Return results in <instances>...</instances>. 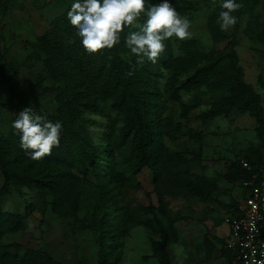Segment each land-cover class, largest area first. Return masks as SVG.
<instances>
[{
    "label": "trees",
    "instance_id": "1",
    "mask_svg": "<svg viewBox=\"0 0 264 264\" xmlns=\"http://www.w3.org/2000/svg\"><path fill=\"white\" fill-rule=\"evenodd\" d=\"M7 2L0 0V13H6ZM162 2L146 0V4L153 5ZM236 2L243 4L233 13L237 15L238 24L240 14L247 10L248 0ZM169 3L180 15L191 5L187 0H169ZM256 4L257 0H252L248 8L249 17ZM70 8L54 18L50 28L37 38L38 50L30 55L33 60L43 61L53 82L47 90L53 96L54 108L50 111L41 101L24 107H33L34 111L53 123L62 122L60 145L54 147L50 155L33 160L28 154L31 150L26 152L20 147V134L12 127L20 111L12 116L7 127L0 124V171L4 177L0 198L11 188L16 191H39L42 199H50L52 210L58 216L71 217L78 229L93 232L97 264H121L123 239L136 222L128 209L111 215L108 205L114 197L110 184L119 183L127 188L140 189L138 176L148 169L153 174L160 207H150L149 211L155 217L149 222L139 223L159 236L158 239L150 238L153 256L160 264H173L170 248L178 237L173 227L174 220L167 223L157 217L158 213L166 216L165 198L182 195L207 203L220 182L235 184L242 179H250L253 172L264 167V98L244 79L232 40L224 51L194 49L185 56L174 55L170 44L165 41V52L156 64L145 60L143 65H136L135 55L124 44V37L129 31L127 27L121 33L120 43L112 49L88 54L77 29L67 17ZM144 19L146 17H140L138 21L143 23ZM208 27L215 44L228 40L220 28L218 15L208 19ZM245 33L264 42V23L260 30L249 22ZM8 66L15 75L18 74L20 64L17 59L9 60ZM133 66L134 75L127 76ZM5 68L4 55L0 52V70ZM166 71L169 77L162 87ZM10 89L8 101L0 95V110L14 100L15 85H10ZM183 95H191L197 101L202 97L211 100L209 109L202 114L205 122L220 116L228 117L235 111L248 114L255 120L258 144L249 147L244 156L231 162L227 171L217 179H207L194 171L200 154L176 153L167 146V140H174L181 133L182 125L175 123L165 112L170 104L184 106ZM109 101L117 115L123 117L124 126L119 135L113 127L111 133L104 136L105 141L97 143L90 132L95 121L88 114H103ZM194 132L189 130L191 134ZM241 159L248 161L254 171L244 168ZM90 176L101 179V183L95 188L92 213L80 218V186ZM247 193L244 190L242 196ZM237 203V198L233 197L225 206L236 211ZM25 227L24 216L5 211L0 206V264H64L44 250L24 248L18 242L2 243L7 234ZM205 243L210 256L218 245L222 246L223 253L229 252L225 250L223 239L214 243L206 239Z\"/></svg>",
    "mask_w": 264,
    "mask_h": 264
},
{
    "label": "rangeland",
    "instance_id": "2",
    "mask_svg": "<svg viewBox=\"0 0 264 264\" xmlns=\"http://www.w3.org/2000/svg\"><path fill=\"white\" fill-rule=\"evenodd\" d=\"M7 11L0 13V52L4 55L5 69L0 70V95L8 101L11 97L10 85H15L14 100L0 110V124L7 127L12 116L28 104L41 101L50 111L54 108V99L47 88L53 85L48 77L46 67L41 60H33L30 55L37 51L36 40L50 28L51 22L74 0H7ZM190 7L181 14L182 18L190 20V38L181 41L176 37L168 40L171 50L178 49L185 56L190 50L224 51L230 40L234 42V50L238 66L244 79L252 84L264 98V42L258 37L245 33L251 25L262 29L264 23V0H257L252 12H249L252 0H248L246 11H243L237 25L223 31L228 40L215 44L212 40L208 19L216 14L219 17L223 0H187ZM237 17V15H234ZM194 42V44H192ZM9 50H8V49ZM7 51V52H6ZM17 59L20 69L17 75L9 68V60ZM169 77L165 72L161 81L163 87ZM184 106L170 104L165 115L182 125V131L174 140H167V146L172 152L183 154H200V160L194 165V171L207 179H217L227 171V166L244 156L249 147L259 142L255 132V120L248 114L239 111L230 116H220L210 121H203L202 114L210 107L211 100L202 97L199 101L191 95H183ZM95 124L90 132L97 143H103L104 136L110 134L113 127L116 135L124 126V119L111 107V102L105 104L103 114L89 113ZM189 130L196 131L195 134ZM197 134V135H196ZM199 134V135H198ZM138 179L140 189H131L119 183H111L110 189L114 200L109 202L111 215L129 210L135 224L129 234L123 239V256L121 264H160L153 256L150 238L159 236L151 233L145 224L155 217L150 207H160L159 197L153 183V174L145 169ZM101 179L90 176L84 181L80 190L82 207L78 214L80 218L90 215L95 206L94 192ZM4 177L0 171V188ZM242 189L237 183L220 182L212 199L203 203L198 198L188 196H167L166 216L157 214L160 220L173 222L177 232V240L170 248L173 264H228L227 260L217 250L211 256L206 251V238L226 237L227 205L233 197L238 198ZM3 210L19 213L25 217L26 227L18 232L7 234L2 243L18 242L24 248L41 249L64 264H97V248L93 232L80 230L71 217L58 216L50 205V199H42L39 191L11 188L9 193L0 198ZM215 241V240H214Z\"/></svg>",
    "mask_w": 264,
    "mask_h": 264
},
{
    "label": "clouds",
    "instance_id": "3",
    "mask_svg": "<svg viewBox=\"0 0 264 264\" xmlns=\"http://www.w3.org/2000/svg\"><path fill=\"white\" fill-rule=\"evenodd\" d=\"M218 23L221 30L227 31L237 23L233 15L243 7L236 0H223ZM67 17L77 29L84 50L88 54L101 53L112 49L121 41L125 27L129 29L124 44L136 57V65L145 60L156 64L165 52V41L173 37L184 41L190 38V20L182 18L169 0L162 3L146 4V0H74ZM146 17L143 23L138 18ZM174 49V55H181ZM135 66L127 73L133 76ZM12 127L20 134V147L28 152L33 160L50 155L54 147H59L63 129L62 122L53 123L46 116L38 114L33 107L24 108L18 113Z\"/></svg>",
    "mask_w": 264,
    "mask_h": 264
},
{
    "label": "built area",
    "instance_id": "4",
    "mask_svg": "<svg viewBox=\"0 0 264 264\" xmlns=\"http://www.w3.org/2000/svg\"><path fill=\"white\" fill-rule=\"evenodd\" d=\"M241 164L254 171L245 159ZM236 183L242 191L236 211L232 209L235 214L225 219L229 225L226 248L234 254V264H264V167ZM244 190L248 193L242 196Z\"/></svg>",
    "mask_w": 264,
    "mask_h": 264
},
{
    "label": "crops",
    "instance_id": "5",
    "mask_svg": "<svg viewBox=\"0 0 264 264\" xmlns=\"http://www.w3.org/2000/svg\"><path fill=\"white\" fill-rule=\"evenodd\" d=\"M225 208L227 209L226 210V217L228 216V215H231L232 214V209L231 208H228L227 206H225ZM226 217H225V219H226ZM224 218H223V220H224V226L226 225V237H224V238H220V237H214L213 239H208V238H206V239H208L209 241H210V243H214V240L216 241L217 239H223L224 240V242L226 243V241H227V237H228V234H229V225H228V223L226 222V220H225ZM206 246V251H208V249H207V245H205ZM222 246H220V245H218L217 246V248L213 251V253L215 252V251H219L220 252V254L222 255V256H224V258L227 260V262H228V264H234V261H235V257H234V254L232 253V251L231 250H229L228 249V253L227 254H225V253H223V251H222V248H221ZM227 248H226V246H225V250H226ZM212 253V254H213Z\"/></svg>",
    "mask_w": 264,
    "mask_h": 264
}]
</instances>
